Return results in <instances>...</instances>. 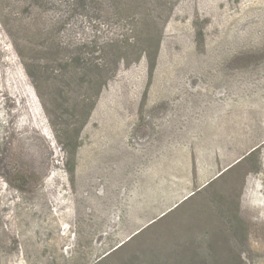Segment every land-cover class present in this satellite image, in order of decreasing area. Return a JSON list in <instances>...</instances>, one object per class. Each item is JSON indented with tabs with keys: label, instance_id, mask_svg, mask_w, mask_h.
Segmentation results:
<instances>
[{
	"label": "rangeland",
	"instance_id": "374dc122",
	"mask_svg": "<svg viewBox=\"0 0 264 264\" xmlns=\"http://www.w3.org/2000/svg\"><path fill=\"white\" fill-rule=\"evenodd\" d=\"M43 25L147 44L106 58L74 165ZM0 264H264V0H0Z\"/></svg>",
	"mask_w": 264,
	"mask_h": 264
},
{
	"label": "trees",
	"instance_id": "16d2710c",
	"mask_svg": "<svg viewBox=\"0 0 264 264\" xmlns=\"http://www.w3.org/2000/svg\"><path fill=\"white\" fill-rule=\"evenodd\" d=\"M37 1L39 8H41L42 2L47 0ZM67 1L70 6L72 5L73 13L90 12V8H93L97 3V0ZM49 2L52 3L53 0H49ZM37 12L40 13L41 11L37 10ZM52 26L43 25L38 28V33L45 35L44 41L39 44L41 54L45 58L40 67L45 82H54L57 79L55 73L64 77L56 83V86L52 87L57 90L54 92L56 103L51 110L53 109L52 115L55 119L63 125L64 144L67 149H71V164L74 165L75 153L80 146L81 131L89 119L95 101L106 85L108 76L112 72L107 66L106 58L108 57L110 61H113L114 58H119L120 55L126 54L128 51L137 52L136 50L147 44L138 41L143 45L137 46L126 38L119 41L113 38L101 40L99 38L92 40L86 38L65 39L60 34L64 25ZM50 34L53 36L51 37ZM146 38L149 43L148 48L152 51L155 60L159 49V38L150 33ZM117 52L120 53L117 54ZM115 55L118 56L114 57ZM79 87L84 88L82 93H78ZM69 170L72 172L73 167H70Z\"/></svg>",
	"mask_w": 264,
	"mask_h": 264
}]
</instances>
